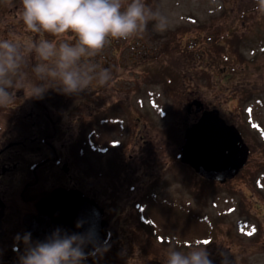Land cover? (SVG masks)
Masks as SVG:
<instances>
[{
	"label": "rangeland",
	"instance_id": "rangeland-1",
	"mask_svg": "<svg viewBox=\"0 0 264 264\" xmlns=\"http://www.w3.org/2000/svg\"><path fill=\"white\" fill-rule=\"evenodd\" d=\"M147 2L155 7L162 0ZM165 2L173 19L168 31L157 33L149 24L141 37L112 42L97 58L112 72L110 85L94 84L62 102L57 100L66 95L49 89L39 122L52 117L60 129L54 142L62 144L61 157L74 160L73 173L86 170L87 186L99 191L109 230L118 238L114 248L107 240L104 264H163L173 242L152 235L155 227L141 221L136 207L143 195L156 194L172 202L182 197L193 211L198 202L199 216L212 220L197 217L196 227L170 229L183 235L175 244L207 245L212 264H221L222 257L228 264H264V15L252 0ZM5 4L0 0V32L7 35L5 26L21 27L14 19L19 0H12V8ZM192 97L217 107L251 148L246 166L224 185L204 184L175 158L184 128L196 116L184 108ZM33 101L20 90L12 108L0 109V138L31 133L29 124L37 119ZM151 207L158 210L156 203ZM160 216L155 224L175 222L164 212Z\"/></svg>",
	"mask_w": 264,
	"mask_h": 264
},
{
	"label": "clouds",
	"instance_id": "clouds-1",
	"mask_svg": "<svg viewBox=\"0 0 264 264\" xmlns=\"http://www.w3.org/2000/svg\"><path fill=\"white\" fill-rule=\"evenodd\" d=\"M255 4L264 15V0ZM5 6L14 7L12 0ZM14 19L19 30L5 26L7 35L0 32V109L12 108L20 90L25 99H42L49 89L79 96L94 84L108 87L112 72L97 58L112 42L141 37L149 24L157 33L173 24L165 0L155 7L147 0H19ZM15 240L14 248L23 244L18 264H84L106 250L91 230L69 234L57 228L43 241L33 242L30 232ZM162 261L212 264L207 245L195 242L169 245ZM221 264L228 262L222 257Z\"/></svg>",
	"mask_w": 264,
	"mask_h": 264
},
{
	"label": "flooded vegetation",
	"instance_id": "flooded-vegetation-1",
	"mask_svg": "<svg viewBox=\"0 0 264 264\" xmlns=\"http://www.w3.org/2000/svg\"><path fill=\"white\" fill-rule=\"evenodd\" d=\"M20 137L14 132L0 138V264H18L23 244L14 248L15 237L17 234L23 236L28 233L23 225V216L35 213V201L47 195L52 187L74 186L86 195L92 194L93 198L99 193L98 189L93 191L87 186L81 170L78 173L79 180L76 175L68 173L69 171H63L58 159L50 155V149L38 135L34 139L31 138L33 143L29 144L27 142L30 137L24 136L28 141H21ZM24 145H28L26 152L32 159L26 157ZM65 160L63 159L62 163ZM31 238L33 242L36 241L34 237ZM107 240L114 248L118 238L109 232ZM106 242L105 248L109 245ZM102 257L90 256L84 264H104Z\"/></svg>",
	"mask_w": 264,
	"mask_h": 264
},
{
	"label": "water",
	"instance_id": "water-1",
	"mask_svg": "<svg viewBox=\"0 0 264 264\" xmlns=\"http://www.w3.org/2000/svg\"><path fill=\"white\" fill-rule=\"evenodd\" d=\"M184 139L181 160L200 175L219 181L232 177L244 164L249 152L235 125L227 124L216 108L204 109L198 121L186 129ZM64 202L68 204L63 206ZM100 215L101 209L92 200L76 197L65 200L62 196L60 200L53 198L41 202L38 214L28 220V229L32 235L45 240L57 228L69 234L84 233L83 227L75 228L79 221H84L87 223L85 232L90 229L102 239L106 221ZM83 216L85 218L81 220Z\"/></svg>",
	"mask_w": 264,
	"mask_h": 264
},
{
	"label": "trees",
	"instance_id": "trees-1",
	"mask_svg": "<svg viewBox=\"0 0 264 264\" xmlns=\"http://www.w3.org/2000/svg\"><path fill=\"white\" fill-rule=\"evenodd\" d=\"M71 96H67V97H65L66 99L64 100V101H66L68 98H70ZM175 241V240H174Z\"/></svg>",
	"mask_w": 264,
	"mask_h": 264
}]
</instances>
